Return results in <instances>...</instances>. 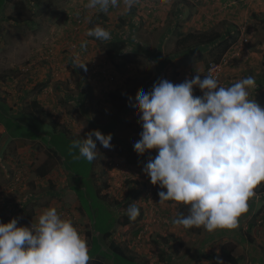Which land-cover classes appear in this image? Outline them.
Listing matches in <instances>:
<instances>
[{
    "label": "rangeland",
    "instance_id": "1",
    "mask_svg": "<svg viewBox=\"0 0 264 264\" xmlns=\"http://www.w3.org/2000/svg\"><path fill=\"white\" fill-rule=\"evenodd\" d=\"M13 1L7 2L0 13V99L6 97L10 117L18 118L37 99L47 120H57L67 136L86 138L88 132L99 130L112 134V147L104 148L97 141L93 165H88L86 159L81 160L82 165L79 160L71 162L68 157L70 173L62 159L48 150L51 145L64 158L63 143L70 151L71 142L55 132L53 124H44L40 139L23 141V145L9 140L7 150L13 157H0V196L11 195L16 203H8L5 210L0 208V223L10 222L16 211L27 212L38 206L40 216L45 209L55 207L63 219L71 220L89 249L94 235L102 240L99 232L112 229L111 237L100 247L109 251L111 244L120 245L145 264H216V254L227 243L240 264H264V182L253 189L255 195L248 200V211L239 217L235 229L209 233L202 228L198 235L175 226L172 221L182 203H159L158 192L163 189L152 185L143 170L157 151L142 156L134 151L142 126L137 110L128 101L131 96L135 104L139 90L150 92L161 79L179 84L197 74L201 79L209 76V50L179 55L161 68L159 62L174 55L179 33L215 30L228 36L233 44L215 68L214 77L225 87L254 77L257 86L249 89V98L264 107V0H172L170 6H162L159 0H141L128 14H122V4L102 13L87 9V0H25L33 20L19 24L9 18L14 13L13 4L20 0ZM96 25L109 30L111 40L87 36ZM122 39L125 50L109 57V44ZM83 41H87V47L82 50ZM111 93L120 98H113ZM194 95L203 94L194 88ZM13 124L19 127L14 121L8 126L14 128ZM2 144L0 138V149ZM27 146L40 153L33 159L47 161V167H51L45 177H39L37 163H30V155L28 162L20 155L24 152L17 147ZM73 170L82 174L76 177L84 188L77 192L91 201L86 211L81 203L64 201V191L76 183ZM7 186L13 190L9 192ZM70 195L79 200L75 190ZM133 202L140 215L132 223L121 225ZM38 218L25 226L30 227ZM16 219L19 227L20 218ZM169 237L172 239L166 242ZM89 264H94L93 259ZM103 264L112 262L103 259Z\"/></svg>",
    "mask_w": 264,
    "mask_h": 264
},
{
    "label": "clouds",
    "instance_id": "2",
    "mask_svg": "<svg viewBox=\"0 0 264 264\" xmlns=\"http://www.w3.org/2000/svg\"><path fill=\"white\" fill-rule=\"evenodd\" d=\"M140 3L87 0L85 7L108 13L122 4V14H128ZM159 3L170 6L172 0ZM86 35L111 40L110 31L99 25ZM80 47L86 49L87 41ZM256 86L252 76L225 87L214 76L201 79L197 74L179 84L161 79L150 92L139 90L135 104L128 97L142 126L134 151L141 156L157 151L143 170L152 185L163 189L158 192L159 203L189 206L187 215L179 213L172 221L175 226L203 227L209 233L235 229L248 211L253 189L264 182V107L249 98V89ZM194 88L203 95L195 96ZM111 139V133L92 130L86 138L74 139L69 150L74 159L93 162L97 141L111 148ZM127 215L131 221L140 215L135 202L128 206ZM90 259L86 239L55 207L45 209L30 227H18L16 218L0 223V264H89ZM216 264L223 261L217 258Z\"/></svg>",
    "mask_w": 264,
    "mask_h": 264
},
{
    "label": "trees",
    "instance_id": "3",
    "mask_svg": "<svg viewBox=\"0 0 264 264\" xmlns=\"http://www.w3.org/2000/svg\"><path fill=\"white\" fill-rule=\"evenodd\" d=\"M14 2L13 0H0V13L4 11L5 9V5L7 2ZM37 2H39V0H37ZM14 6V13L13 15H10V19L14 22V23H29L32 22L33 18L31 13L29 12V6L28 3L25 0H20V1H15V3L13 4ZM176 44V49L174 52L173 56H169L163 59L162 63L161 61L159 62V68H161L163 66V64L169 60H171L172 58H175L179 55H183V54H193L195 52L198 51H208L211 61L208 62V66L210 65V63H215V64H219L222 60V58L225 56V54L229 51V49L231 48L232 44H233V40H231L228 36H225L223 33L219 32V31H215V30H210V31H196V32H189L186 34L183 33H179L178 34V38L175 42ZM125 46L126 43L124 41V39L122 40H117L116 42H112L109 44V49L107 50L108 56L111 58L117 57L119 56L124 50H125ZM159 56V54H158ZM161 63V64H160ZM113 98H117L119 99L120 97H118L117 93H111ZM6 102V98H1L0 99V116H5V119H21L24 127L26 129H30L29 132H31V134L33 133V135L31 136L32 139L37 138V136L40 134L39 132H42V127L44 126V124L48 123L49 124H53V129L55 132H59L60 134H63L64 136H67L66 131L64 129H60L59 127V123L57 120L54 119H49L47 120V113L44 111V108L42 106V104L37 100V99H33V101L30 102V106L28 107V109H26L25 111H22L21 114H19L18 118L17 117H10L9 114V109L10 107H8V103ZM13 121V120H12ZM30 125V126H29ZM20 126L22 127V125L20 124ZM28 127V128H27ZM45 134H43L44 136ZM67 139L69 140V142H72L74 139H76V137L74 136H67ZM83 139V138H82ZM61 147L63 148V152H66V155L64 156V158L62 157V155H58V153L54 150L53 146H49L48 150L51 151L54 155H57L59 158L62 159V165L64 166V168L69 171L71 167L70 163H69V158L70 157L72 161H74L75 163H78L79 160V164H84V162H81V160H83V158L81 159H74V154L71 153L70 151H66L64 144L60 143ZM56 147V146H55ZM57 148V147H56ZM78 153V151H77ZM75 155H77L75 153ZM68 158V160H67ZM87 161V160H86ZM88 165H93L92 162H88ZM37 168V174L39 175V177H45L50 171H51V167H47V161H45L44 163H41ZM94 169V168H93ZM70 173H72V171H69ZM73 172L75 173L74 175V179H76V183L75 185L71 183V190H75L76 191V195L78 197V199L80 200L81 203V207L83 208L84 211H86V209H89V205L91 203V201L88 200V198L86 196H81L80 192H77L78 190H81V188L84 187H80V181L77 180L78 178L76 177L77 175L79 177L82 176V174L79 172V170H73ZM93 176H94V171H93ZM92 191L94 193H96V191L94 189H92ZM99 197H104V196H100V194L98 193ZM85 198V199H84ZM105 198V197H104ZM87 205V206H86ZM188 207L187 205L182 204L178 210V214L179 213H183L185 215H187L188 213ZM87 213V212H86ZM92 214L94 215V210L92 209ZM259 215V213H257ZM87 215L89 216L90 220L92 221V226L94 227V230L96 232H98L99 230L97 229L96 225L93 223V220L91 219V215L87 213ZM92 215V216H93ZM32 217H33V211L32 213L30 211H27L25 216L22 217L21 219H19V225L21 226H25L27 223L32 221ZM133 221H131L129 219L128 216L125 217V220L123 222H121V225H126V224H130ZM254 224L250 225V228H253ZM203 227L200 228H191V229H185L188 232L191 233H196V234H201ZM205 230V229H204ZM99 234H102V240L96 238V235H94L92 237V241H91V246L89 249V255L91 257V259H93L94 264H103V259H106L108 261H111L112 264H145L142 262H139L135 257L127 254V252L125 250H123L121 248L120 245H113L111 244L109 251L108 250H103L100 245L103 247V242L105 243V241H107L108 238L111 237L112 235V229H108L105 230L103 233L99 232ZM88 235H91V233L88 232ZM169 239H172V237L169 238H165L166 242H169ZM212 257V256H211ZM216 258H219L223 261V264H240V259L239 257H236L233 253V247H231L229 245V243H227L226 245H224L222 247V249L220 250V252L218 254H216L215 256Z\"/></svg>",
    "mask_w": 264,
    "mask_h": 264
},
{
    "label": "crops",
    "instance_id": "4",
    "mask_svg": "<svg viewBox=\"0 0 264 264\" xmlns=\"http://www.w3.org/2000/svg\"><path fill=\"white\" fill-rule=\"evenodd\" d=\"M25 92V91H24ZM3 98V97H2ZM4 98H6V97H4ZM9 105V104H8ZM8 107H10V105L8 106ZM11 113V112H10ZM2 117V116H1ZM11 120H13L14 122H15V124H19V127H16L14 124H13V126H14V128H10L9 126H8V123H10V122H12ZM20 124L22 125V127L20 126ZM28 129H26L25 127H24V124H23V122H22V120L21 119H5V116H3L2 117V119H0V138L2 139V141H4V144H2V146H3V148H1L0 149V157H1V159L3 158L4 159V157L6 156V160L8 159V160H10L11 159V157H13L12 156V154H11V152L9 153V154H11V155H9L8 154V152H9V150H7V146H8V141L9 140H15V141H18V143L20 144V145H23V141H33V140H37V139H40V136L38 135L37 136V138H35V139H32V135H33V133L31 134V132H29V131H27ZM28 139H30V140H28ZM20 141V142H19ZM17 149L19 150V151H23L24 153L23 154H20L22 157H24V156H26V161L28 162V155H30V157L32 158L30 161V163H37L36 165H37V167L41 164V163H39L37 160H35V159H33L35 156H39V152L38 151H35V152H33V150L31 149V146H27V147H25V148H22V147H17ZM29 149H31V151L30 152H28L29 151ZM4 151V152H3ZM3 152V153H2ZM26 152V153H25ZM5 160H3V162H4ZM24 162V161H23ZM44 162V161H43ZM5 173H7L8 174V171L7 170H5ZM9 186H7V188H8ZM5 188H6V186H5ZM7 190H9V192L10 191H12L13 189H11V188H8ZM71 191H73V190H71V187L70 186H68V188H67V190L66 191H64V193H63V197H64V201H68L69 203H72L73 205H76V204H80V200H75V197L74 196H72V195H70L71 194ZM5 192H6V190H5ZM66 193H67V195H66ZM65 195V196H64ZM14 198L11 196V195H2V196H0V208H2L3 210H5V208L6 207H9L8 205V203H16V201H12ZM36 200V199H35ZM18 202V201H17ZM23 202V201H22ZM21 202V203H22ZM24 203V202H23ZM17 204H20V202L19 203H17ZM70 206H72V205H70ZM39 208H38V206H37V208L36 209H29L30 210V212L32 213V211H33V219H35V217L36 218H38V216H39V214H38V210ZM10 212V211H9ZM8 212V213H9ZM20 214H22V216L20 215ZM25 214H26V211H24V212H21V213H18L17 214V211H16V213H15V215H16V217L15 218H22V217H24L25 216ZM6 216H4V218H5ZM5 220V219H4ZM19 220V219H18ZM1 221V220H0ZM2 223V222H1ZM21 226V225H20Z\"/></svg>",
    "mask_w": 264,
    "mask_h": 264
},
{
    "label": "built area",
    "instance_id": "5",
    "mask_svg": "<svg viewBox=\"0 0 264 264\" xmlns=\"http://www.w3.org/2000/svg\"><path fill=\"white\" fill-rule=\"evenodd\" d=\"M218 66V64H215V63H211L210 64V67L208 69L209 71V75L211 76H215L214 73H215V68Z\"/></svg>",
    "mask_w": 264,
    "mask_h": 264
}]
</instances>
